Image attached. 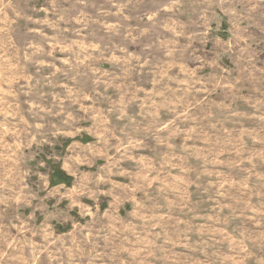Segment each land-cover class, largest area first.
Returning a JSON list of instances; mask_svg holds the SVG:
<instances>
[{
    "label": "rangeland",
    "instance_id": "1",
    "mask_svg": "<svg viewBox=\"0 0 264 264\" xmlns=\"http://www.w3.org/2000/svg\"><path fill=\"white\" fill-rule=\"evenodd\" d=\"M0 264H264V0H0Z\"/></svg>",
    "mask_w": 264,
    "mask_h": 264
},
{
    "label": "crops",
    "instance_id": "2",
    "mask_svg": "<svg viewBox=\"0 0 264 264\" xmlns=\"http://www.w3.org/2000/svg\"><path fill=\"white\" fill-rule=\"evenodd\" d=\"M15 96V95H14ZM13 96V97H14ZM12 112L14 113L15 112V110L13 109L12 110ZM6 124H7V126L8 127H12V128H14L15 127V121L14 120H7V122H6ZM31 126V121H29V122H27V123H25V125H24V127L26 128V127H30ZM78 133H76V134H79L80 133V131H77ZM84 133L85 134H87V135H89V131H84ZM68 138H70V140H69V147H71V148H74V146H77L78 145V142H76L77 141V139H78V137L77 136H71V137H68ZM87 140L88 138H84V140ZM70 150V149H69Z\"/></svg>",
    "mask_w": 264,
    "mask_h": 264
},
{
    "label": "trees",
    "instance_id": "3",
    "mask_svg": "<svg viewBox=\"0 0 264 264\" xmlns=\"http://www.w3.org/2000/svg\"><path fill=\"white\" fill-rule=\"evenodd\" d=\"M56 178L55 183H64L68 184L70 181V177L66 176L62 171L57 170V172L52 176Z\"/></svg>",
    "mask_w": 264,
    "mask_h": 264
}]
</instances>
